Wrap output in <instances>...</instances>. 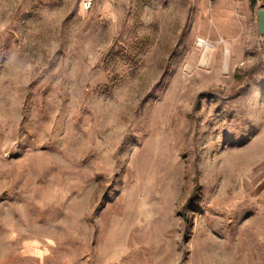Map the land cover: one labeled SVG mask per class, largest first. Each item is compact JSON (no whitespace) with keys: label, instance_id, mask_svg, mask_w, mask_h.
Masks as SVG:
<instances>
[{"label":"rangeland","instance_id":"374dc122","mask_svg":"<svg viewBox=\"0 0 264 264\" xmlns=\"http://www.w3.org/2000/svg\"><path fill=\"white\" fill-rule=\"evenodd\" d=\"M264 0H0V264H264Z\"/></svg>","mask_w":264,"mask_h":264},{"label":"water","instance_id":"95a60500","mask_svg":"<svg viewBox=\"0 0 264 264\" xmlns=\"http://www.w3.org/2000/svg\"><path fill=\"white\" fill-rule=\"evenodd\" d=\"M257 24L258 33L260 37L264 36V8H261L257 11Z\"/></svg>","mask_w":264,"mask_h":264},{"label":"built area","instance_id":"2783aa9c","mask_svg":"<svg viewBox=\"0 0 264 264\" xmlns=\"http://www.w3.org/2000/svg\"><path fill=\"white\" fill-rule=\"evenodd\" d=\"M212 1V0H211Z\"/></svg>","mask_w":264,"mask_h":264}]
</instances>
